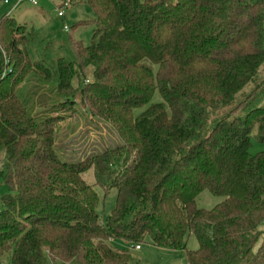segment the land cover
<instances>
[{"label":"trees","instance_id":"obj_1","mask_svg":"<svg viewBox=\"0 0 264 264\" xmlns=\"http://www.w3.org/2000/svg\"><path fill=\"white\" fill-rule=\"evenodd\" d=\"M72 3L96 16L91 45L74 44L75 63L50 58L37 32L0 18V183L9 189L0 258L134 264L109 242L148 239L186 251L189 264H264V151L250 154L255 130L264 146V82L210 126L263 73L264 0ZM78 99L120 144L69 163L56 137ZM91 169L104 194L117 192L104 222L82 179ZM204 191L223 201L198 209Z\"/></svg>","mask_w":264,"mask_h":264},{"label":"rangeland","instance_id":"obj_2","mask_svg":"<svg viewBox=\"0 0 264 264\" xmlns=\"http://www.w3.org/2000/svg\"><path fill=\"white\" fill-rule=\"evenodd\" d=\"M30 1H36L33 5ZM256 1V0H253ZM18 0H0V18L6 14L13 17L19 24L26 25L28 28L37 32L41 39L45 40L44 45L49 46L47 55L52 59L64 58L69 62L75 63L77 55L75 43H82L90 46L93 40L94 25L92 23L96 16L93 10L86 4H75L65 11L64 18H58L57 6L60 0H23L17 6ZM68 27L69 32L64 28ZM90 75L87 76V79ZM264 82V70L258 79L248 85L228 107L212 114L210 126L213 125L218 116L225 115L245 100L258 85ZM155 100L160 101V96L156 92ZM77 108L73 111L67 110L65 116L58 126L56 137V148L63 161L69 163H79L88 157L102 153L106 149L114 148L120 144L119 136L114 130L105 123L94 120L89 112L82 107L80 100H77ZM37 107L42 108L39 104ZM259 107H264V97L259 102ZM136 113V112H135ZM239 115V114H238ZM56 117L55 115H52ZM50 117V116H49ZM46 117L45 119L49 118ZM256 130L252 134L250 154L256 155L264 151V146L259 144L255 138ZM3 156L0 154V165ZM82 179L91 186L99 197L98 214L100 221L111 214L116 203V190L108 194L96 186L93 169L83 174ZM9 194V189L0 183V206L2 199ZM223 201V198L215 197L210 192L204 191L197 199L198 209L210 211ZM260 230L264 232V224ZM109 245L118 250L129 249L134 259V264H189L186 251H166L159 249L146 239L140 243V251L129 247L121 240H111ZM135 247V246H134ZM198 248L194 236L190 235L187 239V250L192 251ZM13 251L4 254L0 258V264H12ZM61 264V263H59Z\"/></svg>","mask_w":264,"mask_h":264},{"label":"built area","instance_id":"obj_3","mask_svg":"<svg viewBox=\"0 0 264 264\" xmlns=\"http://www.w3.org/2000/svg\"><path fill=\"white\" fill-rule=\"evenodd\" d=\"M72 2H73V0H60L59 4L57 6V10H56L58 18H64L65 17V11L70 9L73 6ZM21 3H23V0H18L17 6H19ZM30 3L33 4L34 6L37 5L36 1H30ZM64 31L69 32L68 27H65ZM0 209H1V207H0ZM134 249L136 251H140L141 247L138 245V246H135Z\"/></svg>","mask_w":264,"mask_h":264}]
</instances>
